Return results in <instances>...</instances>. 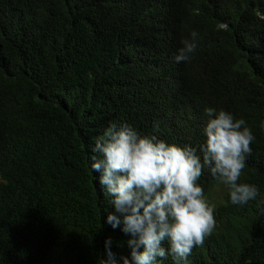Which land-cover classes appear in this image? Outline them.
<instances>
[{
  "label": "trees",
  "instance_id": "trees-1",
  "mask_svg": "<svg viewBox=\"0 0 264 264\" xmlns=\"http://www.w3.org/2000/svg\"><path fill=\"white\" fill-rule=\"evenodd\" d=\"M207 108L252 130L238 182L258 194L232 204L205 168L216 226L158 264H264V0H0V264H134L95 143L127 125L201 155Z\"/></svg>",
  "mask_w": 264,
  "mask_h": 264
},
{
  "label": "clouds",
  "instance_id": "clouds-1",
  "mask_svg": "<svg viewBox=\"0 0 264 264\" xmlns=\"http://www.w3.org/2000/svg\"><path fill=\"white\" fill-rule=\"evenodd\" d=\"M191 37L183 41L176 62L191 58L197 33ZM205 112L209 120L201 155L191 145L181 147L140 136L127 125H110L95 143L94 152L102 158L93 156L91 168L100 173V184L115 208L107 223L113 229L122 225V231L133 237L128 244L134 264H158L168 255L186 260L213 232L215 205L198 183L205 168L228 189L232 204H247L258 194L256 186L238 182L251 154L252 130L230 112L217 113L213 108ZM107 256L103 264H116L110 250ZM122 259L129 264L127 257Z\"/></svg>",
  "mask_w": 264,
  "mask_h": 264
},
{
  "label": "rangeland",
  "instance_id": "rangeland-1",
  "mask_svg": "<svg viewBox=\"0 0 264 264\" xmlns=\"http://www.w3.org/2000/svg\"><path fill=\"white\" fill-rule=\"evenodd\" d=\"M221 192H222L221 188L216 189V193L217 194H219ZM217 194L212 196V201L211 202H215V201H217L219 199V196H217Z\"/></svg>",
  "mask_w": 264,
  "mask_h": 264
}]
</instances>
